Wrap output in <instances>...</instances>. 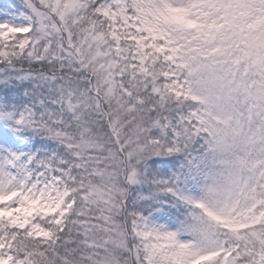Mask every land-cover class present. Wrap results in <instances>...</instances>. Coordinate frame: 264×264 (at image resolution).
Returning <instances> with one entry per match:
<instances>
[{
    "label": "snow or ice",
    "instance_id": "obj_1",
    "mask_svg": "<svg viewBox=\"0 0 264 264\" xmlns=\"http://www.w3.org/2000/svg\"><path fill=\"white\" fill-rule=\"evenodd\" d=\"M0 264H264V0L0 3Z\"/></svg>",
    "mask_w": 264,
    "mask_h": 264
},
{
    "label": "rangeland",
    "instance_id": "obj_2",
    "mask_svg": "<svg viewBox=\"0 0 264 264\" xmlns=\"http://www.w3.org/2000/svg\"><path fill=\"white\" fill-rule=\"evenodd\" d=\"M4 2V0H0V3H3Z\"/></svg>",
    "mask_w": 264,
    "mask_h": 264
}]
</instances>
